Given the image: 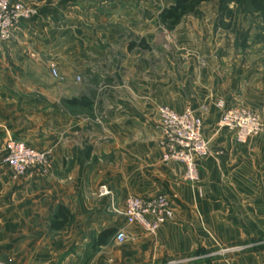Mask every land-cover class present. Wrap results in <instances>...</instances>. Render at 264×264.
<instances>
[{
    "label": "crops",
    "instance_id": "1",
    "mask_svg": "<svg viewBox=\"0 0 264 264\" xmlns=\"http://www.w3.org/2000/svg\"><path fill=\"white\" fill-rule=\"evenodd\" d=\"M14 1L37 15L0 40V249L16 241L9 254L21 264H264V130L241 144L217 127L220 101L258 112L264 126L261 13L241 10L250 24L239 48L233 31L206 30L219 9L205 30L183 21L175 31L187 35L172 41L160 20L167 7ZM161 107L203 118L211 152L195 184L182 163L163 160ZM10 138L52 150L47 170L16 176L3 165ZM158 194L174 219L155 235L128 225L126 199ZM60 205L73 221L56 230ZM120 229L124 244L114 243Z\"/></svg>",
    "mask_w": 264,
    "mask_h": 264
},
{
    "label": "built area",
    "instance_id": "2",
    "mask_svg": "<svg viewBox=\"0 0 264 264\" xmlns=\"http://www.w3.org/2000/svg\"><path fill=\"white\" fill-rule=\"evenodd\" d=\"M37 15V9L22 1L0 0V40L9 41L21 22ZM52 75L58 78L57 69ZM221 116L217 122L219 131L226 129L236 142L245 144L264 130L261 115L241 106L227 107L223 101L217 103ZM161 117V146L165 162H179L185 166V180L195 184L199 180V160L211 152V139L204 134L203 118L192 109L178 112L169 107L159 109ZM52 159V150L37 149L23 140L10 138L7 142V154L2 163L8 165L16 176H24L38 169L45 172ZM103 187L100 195H109ZM123 215L128 225H140L148 234L155 235L160 228L171 222L174 209L166 194H158L144 199L129 196L126 199ZM127 240V232L120 229L115 236L116 244Z\"/></svg>",
    "mask_w": 264,
    "mask_h": 264
},
{
    "label": "rangeland",
    "instance_id": "3",
    "mask_svg": "<svg viewBox=\"0 0 264 264\" xmlns=\"http://www.w3.org/2000/svg\"><path fill=\"white\" fill-rule=\"evenodd\" d=\"M175 0H136V6L141 8V7H149L151 9L157 10L162 7H169L171 4H174ZM122 5H125V2L123 1ZM252 7L250 4V0H210L207 2H204L200 5V11L199 14H190L184 18L183 21L186 22V28L188 30H194L195 28L200 29V23H202V26L205 30V21L211 17L210 12L214 9H219V14H218V24L214 27H208L206 26L207 31H215L218 28L222 30H228V31H233L234 32V37L238 36L239 43L238 47L241 48L242 45V39L241 35L244 32L245 28L247 27L248 23L245 19V16L242 15L241 10L244 8H249ZM153 11H150L146 17L152 18L155 17L156 15L152 13ZM231 12L236 13L235 15L231 16ZM232 17V19H230ZM195 20V21H194ZM183 23V22H182ZM196 23L198 24L197 26ZM216 24V23H215ZM257 24L258 23H254ZM259 25V24H258ZM255 27V28H256ZM181 29L185 28V26H181ZM186 28L184 31H181V35H179V32L177 30L175 31H170L169 38L172 39H177L179 36L183 37L188 33L186 31ZM258 28V27H257ZM203 30V29H202ZM170 40V41H171ZM173 41V40H172ZM52 68H54V65H50V69L52 72ZM2 163V162H1ZM4 165V163H2ZM52 242H57V239L55 238V235L53 238H51ZM115 243V240H114ZM124 244V243H123ZM14 247H16V241L14 245H11V248H5V249H0L4 250L3 252L0 251V264H21L15 256H11V250H14ZM78 247H82V242L80 244L74 243L73 250H77ZM90 250V249H86ZM10 253V254H9Z\"/></svg>",
    "mask_w": 264,
    "mask_h": 264
},
{
    "label": "trees",
    "instance_id": "4",
    "mask_svg": "<svg viewBox=\"0 0 264 264\" xmlns=\"http://www.w3.org/2000/svg\"><path fill=\"white\" fill-rule=\"evenodd\" d=\"M207 1L210 0H175L174 4H171L161 12V23L169 31H174L176 27L183 22L186 16L190 14H199L200 5ZM250 4L264 17V0H250ZM72 221L73 215L65 206L60 205L52 217L51 228L61 230L67 225V223H71ZM98 242L103 243L104 240L99 239L97 243Z\"/></svg>",
    "mask_w": 264,
    "mask_h": 264
}]
</instances>
